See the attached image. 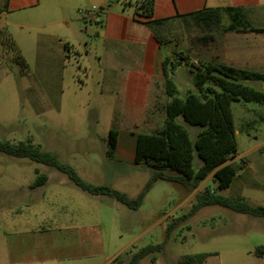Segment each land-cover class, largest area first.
<instances>
[{
    "label": "rangeland",
    "instance_id": "obj_1",
    "mask_svg": "<svg viewBox=\"0 0 264 264\" xmlns=\"http://www.w3.org/2000/svg\"><path fill=\"white\" fill-rule=\"evenodd\" d=\"M38 1L37 6L26 7L10 16L40 12L42 16L49 18L61 16L64 8L71 10L78 5L83 6L80 7L83 10L109 2L121 8L126 2V14L132 17L136 0H87V4H83L84 0ZM222 1L231 3V0ZM226 7L230 6H221ZM242 10V25L264 27V0H259L257 6ZM78 12L79 10H74L75 15H79ZM228 23L229 18L224 14L223 25ZM95 27H88L86 33L78 29L74 41L70 42L72 47L65 64L62 86L54 87L55 90H62L59 99L61 110H57L52 103L49 112L35 113L28 100V91H42L44 88L42 66L38 64L34 44L31 41L22 44L21 54H24L28 63L29 74H23L22 64L15 52H10L5 47L0 48V58L6 64L7 72L1 88L5 93L9 91L5 95L10 96L11 92L19 95L11 113L12 124L0 129V139L13 143L31 141L43 149L53 151L60 162L71 165L84 181L107 185L135 197L148 181L152 169L144 164L117 162L105 156L108 132L114 122L113 113L106 105V100L110 102L112 99L111 94L105 91L107 82L102 80L103 67L99 64V55L106 50L113 52L114 46L106 45L103 36L96 39L93 31L96 29L102 33V30ZM7 28L8 31L13 30L11 27ZM163 33L165 40L163 46L160 45V55L164 57L182 53L188 56L190 62L211 58L218 60L219 48L225 41V34L217 33L214 34L213 41L204 43L200 40L204 33L179 18L168 23ZM152 34L155 37L153 32ZM32 36L34 38L35 34ZM17 37L19 39V34ZM176 79L178 88L183 92L189 86L193 87L191 77L182 70L176 72ZM247 85L264 92L263 84L249 82ZM70 99L72 103L69 102ZM231 110L238 153L229 162L237 167V177L227 189L218 193L223 196H240L252 206H262L264 104L240 99L232 102ZM9 114L3 113L4 116ZM183 124L190 133L191 140H195L200 128L185 122ZM199 163L195 155L194 168ZM36 169L46 174L49 181L45 186L30 190L29 185L37 177ZM213 187L212 175L192 195V192L180 184L156 181L137 211L120 204V211L115 213L108 226L113 239L112 251L131 241L132 245L128 252L114 259L111 264H126L131 254L139 248L161 243L162 250L145 257L140 264H178L183 256L200 253L208 254L202 264H264V256L255 255V249L264 246V217H253L216 205L206 206L180 223L168 238L165 237L168 224L189 212L195 201V194ZM103 198L83 192L55 168L0 153V231L13 227L12 219L28 217L34 220L33 224H29L35 225L37 221L40 223L46 214L61 212L59 205L70 207L83 204L79 207L98 212L100 204L108 200ZM25 205H29L30 209L25 208ZM20 210L21 216L18 214Z\"/></svg>",
    "mask_w": 264,
    "mask_h": 264
},
{
    "label": "crops",
    "instance_id": "obj_2",
    "mask_svg": "<svg viewBox=\"0 0 264 264\" xmlns=\"http://www.w3.org/2000/svg\"><path fill=\"white\" fill-rule=\"evenodd\" d=\"M137 1L133 4L135 12L132 17L126 14V2L121 8L109 2L98 5L101 9V22L96 23L74 14L75 9L77 12L83 7L79 5L71 10L64 8L63 15L49 18L42 16L40 12L10 16L11 13L26 7L37 6L39 1L0 0V30L7 31L26 63L24 54H21L22 44L31 41L37 51L38 64L42 66L43 90L27 92L35 113L49 112L52 103L57 110H61L59 99L62 90H55L54 87L62 86L65 64L69 60L72 47L70 42L74 41L78 29L86 33L92 25L101 28L102 33L96 29L93 31L96 39L103 36L106 45L114 46L113 52L106 50L99 55V64L103 67L102 80L107 82L105 91L111 94L112 99L110 102L106 100V105L113 113V127L119 131L113 158L107 157L106 151L105 156L113 161H124L128 164H134L138 133L150 132L160 124V106L165 101L161 87L160 44L144 24L146 19L136 14ZM258 1L231 0L228 4L222 0H155L153 19L170 18L205 7L249 8L257 6ZM85 3L87 4V0H84L83 4ZM7 27L13 30L8 31ZM223 34L225 41L219 48L218 60L211 58L205 61L264 73V32ZM9 44L0 41V48L5 47L10 52H15L18 59L17 52L10 49ZM5 68L6 64L0 58V129L12 124L11 113L19 99V95H13L12 92L10 96L5 95L9 94V91L5 93L1 88L7 74ZM180 70L187 73L186 70ZM26 74H29V71ZM69 102L72 103V99ZM4 112L10 114L4 116ZM48 181L49 177L46 184ZM30 185L29 189L34 190ZM100 197L108 200L100 204L98 212L79 207L83 204L70 207L59 205L61 212L46 214L41 222L37 221L35 225H31L34 221L32 218L12 219L14 226L0 231V264H111L114 259L128 252L132 241L112 251L113 239L112 233L108 232V226L115 213L120 211V203L109 196ZM25 208L30 209V206L25 205ZM19 212L21 216L22 211Z\"/></svg>",
    "mask_w": 264,
    "mask_h": 264
},
{
    "label": "trees",
    "instance_id": "obj_3",
    "mask_svg": "<svg viewBox=\"0 0 264 264\" xmlns=\"http://www.w3.org/2000/svg\"><path fill=\"white\" fill-rule=\"evenodd\" d=\"M155 0H138L136 14L145 18L144 24L154 33L156 40L163 46L164 27L179 18L185 24L198 28L204 36L200 40L208 43L214 34L228 32H264V27L254 28L242 25V8L205 7L187 14L170 18L153 19ZM2 9H0V14ZM229 23L223 25V15ZM0 41H6L10 49L17 52L22 64L23 74L28 73L27 63L12 42L5 29L0 30ZM186 70L193 83V89L184 92L175 81L176 72ZM161 87L165 101L160 106V124L150 132L138 133L134 164H144L152 169L151 176L135 197L107 185H96L84 181L69 164L62 163L49 150L31 141L13 143L0 139V153L17 158H26L63 173L77 188L92 196H109L128 209L138 210L147 193L156 181L180 184L187 191L194 192L199 185L212 175L213 189L206 188L195 194V201L188 213L168 224L165 237L183 221H186L201 208L220 206L253 217H264V205L252 206L243 197L223 196L218 192L227 189L237 177V167L229 160L237 155L238 145L231 104L243 100L264 104V92L249 85L257 82L264 85V73L223 65L213 61L198 60L190 62L182 53L162 57L160 63ZM157 85V83H156ZM197 126L200 130L195 140L183 122ZM119 131L113 127L108 132L106 155L113 158ZM195 155L200 163L194 168ZM37 175L30 185L31 189L41 187L47 182V175L35 170ZM161 244H148L131 254L126 264H137L145 257L162 250ZM257 257L264 256V246L255 249ZM208 254L200 253L183 256L178 264H202ZM152 261L154 258L151 259Z\"/></svg>",
    "mask_w": 264,
    "mask_h": 264
},
{
    "label": "built area",
    "instance_id": "obj_4",
    "mask_svg": "<svg viewBox=\"0 0 264 264\" xmlns=\"http://www.w3.org/2000/svg\"><path fill=\"white\" fill-rule=\"evenodd\" d=\"M79 15L83 17V19H89L93 22L100 23V15L101 9L98 7H91L89 9L79 10Z\"/></svg>",
    "mask_w": 264,
    "mask_h": 264
}]
</instances>
